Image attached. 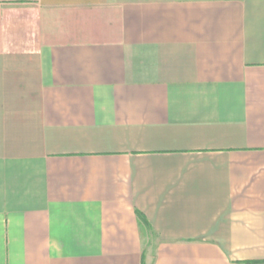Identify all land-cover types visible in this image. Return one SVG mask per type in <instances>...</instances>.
I'll return each mask as SVG.
<instances>
[{"label":"crops","instance_id":"0c3cea01","mask_svg":"<svg viewBox=\"0 0 264 264\" xmlns=\"http://www.w3.org/2000/svg\"><path fill=\"white\" fill-rule=\"evenodd\" d=\"M0 264H264V0H0Z\"/></svg>","mask_w":264,"mask_h":264},{"label":"rangeland","instance_id":"374dc122","mask_svg":"<svg viewBox=\"0 0 264 264\" xmlns=\"http://www.w3.org/2000/svg\"><path fill=\"white\" fill-rule=\"evenodd\" d=\"M144 237H145L144 243L147 242L148 243V248L153 250L155 248V246H156V243H157L155 241L154 236L149 234V235H145Z\"/></svg>","mask_w":264,"mask_h":264},{"label":"trees","instance_id":"16d2710c","mask_svg":"<svg viewBox=\"0 0 264 264\" xmlns=\"http://www.w3.org/2000/svg\"><path fill=\"white\" fill-rule=\"evenodd\" d=\"M142 222H143V220H142Z\"/></svg>","mask_w":264,"mask_h":264}]
</instances>
